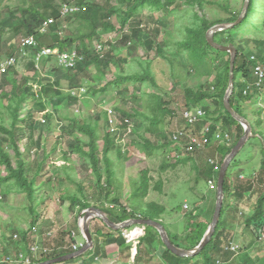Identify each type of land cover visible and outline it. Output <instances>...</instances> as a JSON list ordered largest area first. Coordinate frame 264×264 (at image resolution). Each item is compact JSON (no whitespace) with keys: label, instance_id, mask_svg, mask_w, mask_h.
<instances>
[{"label":"trees","instance_id":"trees-1","mask_svg":"<svg viewBox=\"0 0 264 264\" xmlns=\"http://www.w3.org/2000/svg\"><path fill=\"white\" fill-rule=\"evenodd\" d=\"M29 1L30 4L28 6L20 9V17L18 19L14 18L12 13L10 14V19L18 21V25L13 29V32L22 33L25 37L32 36L35 39L36 46L28 48L25 56L19 57L18 52L15 54L18 57L17 63L20 60L26 61V70L31 72L32 75L20 77L21 75L15 69L16 66L9 69L5 74L0 75V103H4V109L9 115V118H4L6 122L4 120L0 121V197L5 199L12 194L23 196L25 201L23 209L29 217V228L19 232L18 244L13 245L16 250L14 252L16 254L13 253V258H17L19 253H24L26 258H30L28 245L34 241L33 231L38 228L42 214L45 209L47 211L46 207L52 200L57 205L59 203L58 206L66 203V214L74 215L76 218L73 228L68 231V238L71 243L75 240L73 231H76L77 235L81 234L77 227V219L83 215L85 210L95 207L104 212L107 218L115 224L131 219H149L160 222L173 245L184 250H193L199 245L204 236L212 220L214 208L209 223L204 225L193 221L190 231L185 236L171 234L166 229L161 217L165 213L166 208L154 202L142 203V200L148 195L150 182L148 169L142 168L139 172V183L135 184L138 186L137 189H139L137 194L140 195V200L134 203L135 209L132 208L130 210L118 198H110L115 178L110 153L116 152L118 158L122 159V146L116 142L117 132H104L102 146L100 147L97 136L99 129L98 119L77 121L69 115L59 114L55 117L53 112L58 113L57 110L60 109V103L64 98L68 104L75 103L79 99L76 96L65 93L63 90L64 85H67L69 92L83 89V86L88 82L85 81L87 73L91 69L95 70L93 80L96 84H99L111 66L120 67L127 63L129 56L122 58V49L125 48L129 55L136 53L138 48H142L146 55L155 50V57L168 62L171 69H173L175 64L182 63L183 66L180 65L186 70V74L195 79L214 77L212 82H205V84L195 90L186 88L184 91V105L188 109L201 108L204 111L203 121L197 125V130H201L204 124L208 122L218 120H221L225 126L236 128V138L233 143L227 144V142H224L214 146V153L220 157L219 160L217 159L220 169L224 159L243 136V128L229 115L223 105L224 95L229 83L230 55L212 48L207 42L206 34L213 26L222 24L228 25V28L214 34L216 43L218 41L221 44L226 39L228 45H234L235 34L241 36L239 38L240 42L235 46L237 55L234 63V92L230 98V105L236 113L246 119L242 114L243 100L247 99V102H250L254 93L261 92L262 86H264V74L263 81L261 80L262 82L260 83V79L255 74V69L261 66L260 52L258 51L254 55L250 52L244 54L242 42L244 37L242 35H247L246 38L253 45L258 47L264 45V0H250L249 8L240 22L238 20L246 0H241V9L235 7V4L229 9L228 3H219L218 5L222 10L227 12V18L213 21H209L204 14L206 6L211 4L207 0H116L118 6L116 4L113 5L112 0H105L103 5L90 2L89 0ZM236 1L239 3V0ZM72 3L79 6L81 10L71 16L61 18L59 14L60 5ZM186 10L193 12L195 25L185 27L183 39L175 43L177 55L180 59L179 62L175 58L166 56V49L170 46L168 39L155 43L150 34L144 32L140 23L138 25L131 23L133 19L144 11L161 13L164 17H170L175 13L185 12ZM112 17L117 18L122 32L119 43L106 42L105 45L107 46H103L102 52H97L95 45L91 49L90 42L102 34L116 31L115 26L109 22ZM49 19H52V23L42 33L40 27ZM156 22L164 25L166 21L158 19ZM126 31H128L127 34L125 33ZM154 31H156V38H158L160 35L159 29L156 28ZM3 32L4 30H0V49L2 43L1 34ZM42 49L57 50L58 53L75 51L82 57V60L70 69H63L58 66L53 57H44L36 62V54ZM222 55L227 56L228 59L221 66H216L217 60ZM52 61L55 62L58 68L53 70V77L49 78L42 75V72L46 65ZM139 63L143 66L142 73L132 75L118 74L113 80V84H107L99 90L91 88L89 91H85L84 95L104 94L108 91L107 89L110 85L115 88L117 94L127 92L124 87L120 89L121 86L125 85H145L151 89L158 90L159 86L151 69L152 62L146 60ZM143 96H147L146 102L143 103L145 111L132 108L131 112L126 113L121 109L115 108V111H118L122 116V130L127 127L124 124L125 119H136L137 130L139 128L143 129L142 132L137 133L135 131L136 128H134L132 134H135L138 140H132L131 138L126 140L125 144L134 146L146 158H151L157 152L164 151V163L161 168L163 171L167 168L174 169L180 164L183 165L190 162L191 156L198 152L175 158L176 155L181 154V148L172 142L168 134L169 127L175 117L174 111L168 109V104L157 94H142L136 96L135 99ZM204 101H211L214 107L210 109L206 106H200ZM49 107L51 108V113H53L52 115L47 112ZM260 117L261 113H259L258 121H256L258 130H255L253 125H251L253 129L251 139L256 141V146L259 145V151H255L252 147L254 156L249 161L250 164L247 165L246 169L240 170L237 175L239 178L242 176V179L246 177L243 185L233 186L231 182L232 176L231 174L228 175V172L235 159L231 162L224 178L223 186L224 203L227 200L228 206L225 209L223 203L220 219L210 242L195 257L182 259L165 248L158 232L154 228L145 227V232L140 238L135 257L138 264L144 260L141 257L142 249H144L146 254L152 255L154 258L157 257L160 261L159 264H264V255L253 258L246 256L243 261L232 262L234 260L233 252L225 250L228 246H225V248L224 245L222 246L224 243L228 245L232 239L231 234L226 233L224 229L227 210L233 209V206L230 205H234L231 198H234L235 202L239 203L247 196H255V205L252 213L241 223V231L247 234L249 241L239 247V251H249L264 235V134L261 132L262 120ZM64 122L67 123L66 126L63 125ZM181 123L182 126L179 129L183 128L185 124L183 120H181ZM55 125L62 129L64 134L70 136L68 147L71 148L72 155L79 156L83 160L84 167L86 166V168L90 169L91 176L85 183L88 190H95L94 196L87 198L86 193H89V191L86 192L87 190L84 189L81 183L71 178L67 169L72 170V166L63 167L58 165L63 170L62 172L65 173L64 177L57 175L53 178H47V180H41L42 168L53 150L48 154H43L44 160L42 162H38L35 158L32 161L30 160V153L33 147L36 146L38 150L43 142L42 134L35 136V133H43L45 127L51 130ZM212 130H215V127H212ZM84 136L87 139H83ZM207 137L211 141V136L207 135ZM22 141H25V143H22ZM181 143L184 144L183 141ZM210 144L212 143H209L208 149L213 146ZM25 158H28V160H25ZM167 158L173 159L174 164L169 163ZM63 161L69 162L68 154H63ZM247 169L248 171H246ZM218 175L219 171L214 173L213 168H211V172L208 175L209 179L204 175L201 178L206 179L207 186L209 180L215 179L217 186ZM65 182L74 186L75 190L71 192L68 189L62 190V193L57 198H54L52 196L54 191H59L58 187ZM156 189L160 191V188ZM92 199H96L95 206L91 204ZM196 210L194 209V211ZM189 214L192 217L194 216L192 212ZM93 222H99L102 228H92L91 234L94 248L79 257L82 260L80 264H90L97 258L99 261L108 264L109 260L105 254V248L110 245L117 246L119 261H128L130 258V246L122 237L123 231H113L98 219H94ZM104 230L105 232H103ZM3 236L4 232H1L2 242H4ZM2 242H0V264H17L6 261L7 257L11 258V253H9V250ZM49 247L54 248L56 251L59 248L61 250L55 251L49 256L38 255L36 258L31 257L30 264L42 263L73 253L72 249L64 248V246L55 247L49 245ZM160 248L162 251L157 254ZM87 258H90L89 262H86ZM74 262L75 260H71L61 264ZM98 264H101V262Z\"/></svg>","mask_w":264,"mask_h":264},{"label":"rangeland","instance_id":"rangeland-1","mask_svg":"<svg viewBox=\"0 0 264 264\" xmlns=\"http://www.w3.org/2000/svg\"><path fill=\"white\" fill-rule=\"evenodd\" d=\"M89 1L95 2L100 5H103L105 3V0ZM207 1L211 4L206 6L204 14L209 21L227 18V12L222 10V8L218 5L219 3H228L229 9L232 5L235 4V7L241 9L240 2H242L241 0H239V3L236 0ZM116 3V0H112L113 5H115ZM29 4V0H0V30H4V32L1 34L2 43L0 49V62L8 56L15 55L16 52H20V50L22 49L21 46H19L21 45L19 43L22 38H25V35H23L22 33L13 32V29L18 25V21L16 19L20 17V9L28 6ZM11 13L16 19H10ZM199 15H201V13H199ZM158 19H163L164 21H166L165 24L160 25L159 23H157L156 21ZM109 22L115 26L116 31L109 34H102L97 39L90 42L91 49L94 48V45H102L106 47L107 45H105V43L109 41L113 44L119 43L122 32L118 24V20L116 17H112ZM131 23L134 25H138L140 23L141 27L144 29V32L150 34L151 38L155 40V43H160L161 41H163V39H168V41L170 42V46L166 49V56H168L169 58H175L177 62H179L180 59L177 55V48L175 46V43L180 42L183 39L185 34L184 28L194 26L195 20L193 18V12L191 10L178 12L170 17H164L161 13H151L149 11H144L138 17L133 19ZM156 28L159 29L160 32L158 38H156V31H154V29ZM125 33L127 34L128 31H126ZM242 36L244 37L242 41L244 46V54L250 52L252 53V55H254L257 54L258 51L260 52L259 54L261 66L259 67L262 68L264 74V45H261L259 47L253 45L249 41V39L246 38L247 35L243 34ZM240 37L241 36H239L238 34H235V43L233 45L234 48L236 45H238V42H240ZM223 41L224 42L221 43L223 46H229L226 43V39H224ZM217 43L219 42L217 41ZM27 49L28 48L25 49V52ZM121 54L122 58H126L127 56H129L127 59V63L123 64L120 67L111 66V68L99 84H96L93 80L95 70L91 69L90 72L87 73V79H85V81L88 82L83 86V89L81 88L74 92H69L67 85H64L63 90L65 91V93L71 96H76L79 99L75 103L68 104L67 100L64 98L60 103V109L57 110L58 113L53 112L55 117H57L59 114L69 115L75 118L77 121L98 119L99 129L97 136L99 138L98 144L100 147L102 146L103 133L108 131L107 126L110 127L109 124L107 125V113V121L105 122L104 120L105 110L113 109L112 111L119 116L118 124H121L120 118L122 116L118 111H115V108L121 109L126 113L131 112L132 108L145 111L143 103L146 102L147 96L135 99L136 96H140L142 94L160 95V97L168 104V109L174 111L175 113V117L173 118L168 131L169 136H171L174 131L182 126L181 115L183 109L185 108V89L191 88L195 90L196 88L205 84V82H212L214 79V77L195 79L192 76L186 74V70L182 67V63H180L182 66L177 63L173 66V69H171V66L168 64V62L155 57V50L149 52L148 55H146L142 48H138L136 53L129 55L128 51L124 48L122 49ZM227 59V56L222 55L217 60L216 66H221ZM146 60L152 62L151 69L159 86L158 90L151 89L150 87H147L145 85H125L121 86L120 89L124 87L127 92L124 94H117L115 88L110 85V87H108L107 89L108 91L104 94H87L86 96L84 95L85 91L87 92V90L89 91V89L91 88L99 90L107 84H113V80L118 74L132 75L135 73H142L143 66H141L139 62H145ZM25 63V60H20V62L16 64L15 69L21 75L20 77L25 75H32L31 72L26 70ZM56 68H58L57 65L52 61L43 69L42 75L52 78L53 70H55ZM262 81H260V83ZM200 106H206L212 109L214 107V104L211 103V101H204ZM242 106L243 116L246 117V120H248L251 125H253L255 130H258L256 121H258L259 113H261V132L262 134H264V86H262L261 92H256L253 94L252 101L247 102V99H244ZM47 112H49L50 115L53 114L51 113L52 111L50 107L48 108ZM38 117L40 118V116ZM4 118H9V115L4 109V103H0V121L4 120L6 122ZM131 121L133 123V126H135L134 128H136L135 131L137 133L142 132L143 129L141 128L137 130V120L131 119ZM209 123L213 127L218 128L220 134H228L231 139V143L234 142V139L236 138L235 127L225 126L221 120ZM66 124V122L63 123L64 126H66ZM124 131L125 130H122L121 127H119L118 131H116V142L122 146V159L118 158L116 152L110 153V159L113 162V170L115 172V178L113 182V188L111 189L110 198H118L122 201L123 204L129 207L130 210L132 208L135 209L134 203L137 200H140V195L137 194L139 193V189H137L138 186L135 184L139 183L140 170L142 168H147L150 182L149 192L146 198L148 202H154L166 208L165 213L162 214V220L171 233L173 232L181 235L184 233L186 229V219L184 218V215L191 212L193 214H196L197 211H194L196 207H198L199 209H204L205 204L201 202V199L204 196H207L208 193V198L211 199L212 208L215 209L216 192L214 193V191L209 190L206 179L201 178L202 174L191 168L190 162L183 165L180 164L174 169L167 168L163 171L161 170V168L164 163V151H159L154 154L153 157L146 158L144 154L141 153L137 148L132 145L128 146L125 144L126 140L131 138L132 140H138L135 134H132L133 132L127 136L124 142L122 141L121 138ZM39 134H42L43 138L41 148L37 150L36 146L33 147L30 153V160L32 161L35 158L38 160V162H42L44 160L43 154H48L51 150H53L52 154L49 155L48 160L44 163L41 173V180H47V178H53L57 175L64 177L65 173L62 172L63 170L58 165H62L63 167L72 166V170L67 169V171L71 175V178L75 179L78 183H81L84 189L87 190L86 192L89 191V193H86L87 196H94L93 194L95 193V190H88L87 184L85 183L86 180L91 176L90 169L86 168V166L84 167L83 160L79 156L72 155L71 148L68 147L70 136L68 134H64L62 132V129H59L57 125L53 126V129L51 130H49L48 127H45L43 133L36 132L35 136H38ZM83 139H87V137L84 136ZM255 142L256 141L254 139L249 138L247 143L236 156L235 162L232 164L228 172V175L231 174L232 176L231 182L233 186L244 184L246 177L245 179H241L237 175L239 174L240 170L246 169L247 165L250 164L249 161L254 156V150L252 149V147L255 149V151H259V145L256 146ZM22 143H25V141H22ZM214 149L215 148L213 146L212 148L205 150L204 152H207L208 154L199 156V158L197 159L203 163L206 162L208 158H216L219 160L220 157L214 153ZM64 153L69 155L68 163L63 161ZM25 160H28V158H25ZM168 161L169 163L174 164L173 159L170 158L168 159ZM205 170L209 171V168H206ZM246 171H248V169ZM197 180L200 181L197 182ZM213 180L216 185V180ZM58 188L59 191L55 190L52 194L54 198H57L58 195L62 193V190L64 191L68 189L70 190L69 192L75 190V187L70 185L68 182L61 184ZM156 188H160V191ZM231 200L232 204L234 203V205H230L233 206V209L227 210L226 214L229 223H233V233L237 235L233 246L238 248V251H236V253L233 252L234 260L232 262L243 261L246 256L253 258L256 256L264 255V235L262 239L258 243H256V245H254L249 251H239V247L245 245V243L249 241V238L245 232L241 231V233L239 234L238 230H240V226L243 220L248 217L250 213H252V210L254 208L253 206L255 205V196H247L246 199L241 202V204L240 202L236 203V200L234 198H231ZM95 203V200H91V204H94L95 206ZM23 204H25V201L23 199V196L20 195L12 194L7 196L5 199L0 197V206H2V208H0V242H2L1 232H4V242L2 243L9 250L12 258L13 255L16 254L14 253L16 250L15 246L13 245L18 244L20 238L18 236L19 232H22L29 228V217L26 211L23 209ZM48 204L49 205H47L46 207L47 211L46 209L44 210L42 218L37 226V229L39 230L38 232L40 234L38 241L45 243L48 246L51 245L47 241V238H45L46 235L42 234L52 232V238H54L52 240L54 244H56L57 238H65L66 241L63 244L69 248L71 242H69L68 231L73 228L72 226H74L76 218L74 215L71 216L66 214V203H63L62 206H58L59 203L57 205V203L53 202L52 200ZM184 205L188 206V211L183 208ZM227 206L228 201L225 200L224 208L226 209ZM211 215L212 213L210 214V218ZM77 227L79 228V218L77 219ZM35 234L36 233H34V238ZM14 236H16L17 238L15 239ZM74 238L77 242H84L82 235H77L76 231H74ZM34 242L35 239L31 242V244H33ZM19 243L21 244V242ZM31 244H29L28 246H30ZM142 251L143 252L141 257L142 259L144 258V260L140 264L160 263L157 257L154 258L152 257V255L146 254L144 252V249H142ZM77 260L78 259H75V261ZM135 263L138 264L136 259Z\"/></svg>","mask_w":264,"mask_h":264},{"label":"built area","instance_id":"built-area-1","mask_svg":"<svg viewBox=\"0 0 264 264\" xmlns=\"http://www.w3.org/2000/svg\"><path fill=\"white\" fill-rule=\"evenodd\" d=\"M80 9L79 6L76 4H61L59 7V14L61 18H65L68 16H71L75 13H77ZM52 23V19H49L47 22H44L42 26L40 27V31L43 33L47 30V27L49 24ZM21 50L18 52L19 57L25 56L26 48H31L36 46V42L34 37L27 36L25 38H22L20 40ZM95 50L97 52H102L103 46L102 45H95ZM44 57H53L58 66L62 67L63 69H70L73 68L77 62H80L82 60V57L75 51L69 52V53H58L57 50H50V49H42L40 52L36 54V62L40 61L41 58ZM18 61L17 55L8 56L4 60L0 62V75L5 74L9 69L12 67H15ZM255 74L258 76L260 81L263 79V70L259 66L255 69ZM74 92V91H73ZM113 110V109H112ZM112 110H105V122L106 119V113H107V125L109 124L110 127L107 126V130L110 133H115L118 131L119 127L122 126L121 124H118L119 116L118 114H115ZM204 118V111L201 108H184L181 115V120L185 122L183 128L177 129L174 131L170 139L172 142H174L176 145H178L181 148V154L176 155L175 158H180L182 155H186L189 153H196V152H202L207 150V146L211 142L213 146H216L218 144L229 142L230 137L228 134H220V131L218 128H215V130H212V125L208 122L204 124L203 128L201 130H197V125L200 124L203 121ZM121 119V118H120ZM44 122V120H42ZM109 122V123H108ZM124 124L127 126L125 128V131L122 135V141L124 142L129 134L133 132V123L130 119H125ZM132 124V125H130ZM132 127V128H130ZM207 135L211 136V141L208 139ZM117 136V135H116ZM184 142L182 144L181 142ZM212 146V147H213ZM209 166L213 168L214 172L220 171L218 160L216 158H210L207 160ZM242 179V176H240ZM208 187L209 190H212L214 192L217 191V186L214 183V180L208 181ZM187 206H184V209H186ZM84 215V212H83ZM82 216V215H81ZM80 220V218H79ZM145 227L142 226H133L130 229H127L122 232V237L126 241L127 244L130 246V258L128 260V264H136L135 263V257L137 254V248L140 242V238L144 235ZM35 234V242L29 246V255L31 257H37L38 255L43 256H49L50 254L54 253L56 250L54 248L49 247L47 244L42 243L38 241L39 233L38 230L35 229L33 231ZM51 234H46L45 238H50ZM16 239L17 237L14 236ZM84 240V239H83ZM85 242H78L71 245V249L73 252L78 251L80 248L84 246ZM238 248L231 245L226 250L235 252L238 251ZM60 249H58L56 252H58ZM30 258H26L24 253H19L17 258H10L7 257L6 261L8 262H15L17 264H30Z\"/></svg>","mask_w":264,"mask_h":264},{"label":"water","instance_id":"water-1","mask_svg":"<svg viewBox=\"0 0 264 264\" xmlns=\"http://www.w3.org/2000/svg\"><path fill=\"white\" fill-rule=\"evenodd\" d=\"M249 3L250 0H246L242 14L240 16V19L238 22L242 21L244 18V15L249 8ZM237 22V23H238ZM226 28H228V25H217L213 26L208 33L206 34V39L208 44L214 48L215 50L221 51V52H226L230 55V66H229V83H228V88L226 90V93L224 95L223 99V105L225 110L229 113V115L241 125L243 128V136L238 140L236 145L232 148L231 152L229 155L224 159L219 175L217 178V191H216V203H215V209L213 212V217L212 220L202 237L199 245L195 247L193 250H184L181 248L176 247L173 245L168 237V234L165 230V228L160 224V222H156L153 220L149 219H131L127 220L125 222H122L120 224H115L112 223L106 216L104 212L101 210L91 207L87 210H85L84 215L80 217L79 220V229L80 233L84 239V246L80 248L78 251L67 254L65 256L51 259L42 263L38 264H61L65 263L71 260H75L82 255L86 254L88 251L92 250L94 248V243H93V237L90 232V226L91 222L94 219L101 220L107 228L113 230V231H124L127 229H130L133 226H142V227H151L154 228L161 239V242L165 246L167 250H169L173 255L179 257V258H193L200 251H202L205 246L210 242L211 238L213 237L216 227L218 225L219 219H220V214L221 210L223 208V203H224V178L226 176L227 170L231 164V162L236 158L240 150L244 147V145L247 143L248 139L253 136L252 134V127L251 124L240 116L238 113L234 111V109L230 105V98L234 92V63L237 55L236 49L233 47V45L229 46H223L221 44H218L214 41V34L218 32L224 31Z\"/></svg>","mask_w":264,"mask_h":264},{"label":"crops","instance_id":"crops-1","mask_svg":"<svg viewBox=\"0 0 264 264\" xmlns=\"http://www.w3.org/2000/svg\"><path fill=\"white\" fill-rule=\"evenodd\" d=\"M227 144H231V139L229 140V142H227ZM210 149V148H209ZM204 154H208L207 152H204V151H202V152H198V153H196V154H194V155H192L191 156V161H190V163H191V168L194 170H196V171H198L199 173H201L202 175H204L206 178H208L209 179V177H208V175H209V173L211 172V168H210V166H209V164H208V162L206 161V162H201V161H199L197 158H199V156H202V155H204ZM208 159H210V158H208ZM189 163V162H188ZM206 168H209V171H207V170H205ZM215 193V192H214ZM209 194V193H208ZM208 194H207V196H204L202 199H201V202L202 203H204L205 204V208L204 209H199L198 207H196L195 209H197L196 211H197V213L196 214H193L194 216L192 217V216H190L191 214H186V215H184V218L186 219V221H185V223H186V229H185V231H184V233L181 235V234H178V233H171L169 230H168V228H167V230L171 233V234H173V235H178V236H185L186 234H188V232L190 231V228H191V224H192V222L193 221H196V222H200V223H202V224H207V223H209V221H210V214L213 212V208H212V204H211V199H209L208 198ZM86 196H87V194H86ZM148 196V195H147ZM146 196V197H147ZM88 197H90V196H87V198ZM144 198L143 200H142V203L143 204H148V203H150V202H148V200H147V198ZM246 199V197L243 199V201ZM92 200H95L96 201V199H92ZM243 201H241V202H243ZM241 202H240V204H241ZM185 206V205H184ZM187 206V205H186ZM184 208V207H183ZM185 210H189V208H188V206H187V208L185 209ZM251 214V213H250ZM162 217V216H161ZM80 218V217H79ZM193 218V220H191ZM173 221V220H172ZM171 221V222H172ZM162 222H164V221H162ZM165 224V223H164ZM190 225V226H189ZM166 226V225H165ZM209 226V225H208ZM94 227H97V228H102V225L99 223V222H91V226H90V230H91V228H94ZM190 227V228H189ZM208 228V227H207ZM224 229H225V232L226 233H230L231 234V241L228 243V245H225V243L224 244H222V246L224 245V248H225V246H228V247H230L231 245H233L234 244V242H235V240H236V234H234L233 233V223H229V221H228V218H227V214L225 215V225H224ZM39 231V230H38ZM71 231H73V230H71ZM74 232V231H73ZM103 232H105V230L103 231ZM206 232V231H205ZM238 232H239V234L241 233V226H240V230H238ZM39 233V232H38ZM46 234H51V237L50 238H47V241L51 244V245H53V246H59V247H62V246H66V245H64L63 243L66 241L65 240V238H57V240H56V244H54L53 243V240L52 239H54V238H52L53 237V233L52 232H47ZM46 234H42V235H46ZM40 235V234H39ZM41 235V236H42ZM56 239V238H55ZM47 242V243H48ZM78 243L76 240H74L72 243H71V245L72 244H74V243ZM71 245H70V247H69V249H71ZM67 247V246H66ZM227 247V248H228ZM65 248V247H64ZM68 248V247H67ZM60 249V248H59ZM61 250V249H60ZM68 250V249H67ZM226 250V249H225ZM161 248L159 249V251H158V253L157 254H160L161 253ZM227 251V250H226ZM105 254H106V256H107V259L109 260V263L108 264H128V261H126V262H123V261H119V259H118V257H119V251H118V248H117V246H115V245H110V246H107L106 248H105ZM89 259V260H88ZM90 261V258H87V261L86 262H89ZM96 261V262H95ZM82 262V260L81 259H78L77 261H75L74 263H71V264H80ZM99 262H101V264H107V263H104L103 261H99V259L97 258V259H94L90 264H98ZM89 264V263H88ZM140 264V263H139ZM194 264V263H193ZM196 264H198V263H196Z\"/></svg>","mask_w":264,"mask_h":264},{"label":"clouds","instance_id":"clouds-1","mask_svg":"<svg viewBox=\"0 0 264 264\" xmlns=\"http://www.w3.org/2000/svg\"><path fill=\"white\" fill-rule=\"evenodd\" d=\"M83 216V215H82ZM81 217V216H80Z\"/></svg>","mask_w":264,"mask_h":264}]
</instances>
